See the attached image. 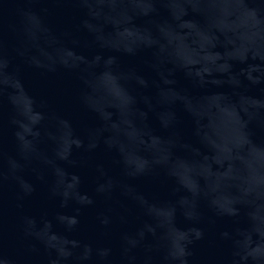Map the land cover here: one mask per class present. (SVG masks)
<instances>
[{
    "label": "water",
    "instance_id": "95a60500",
    "mask_svg": "<svg viewBox=\"0 0 264 264\" xmlns=\"http://www.w3.org/2000/svg\"><path fill=\"white\" fill-rule=\"evenodd\" d=\"M0 264H264V0H0Z\"/></svg>",
    "mask_w": 264,
    "mask_h": 264
}]
</instances>
